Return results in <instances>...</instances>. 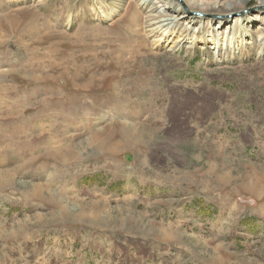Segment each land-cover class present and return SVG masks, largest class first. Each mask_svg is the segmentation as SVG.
<instances>
[{
	"label": "rangeland",
	"instance_id": "374dc122",
	"mask_svg": "<svg viewBox=\"0 0 264 264\" xmlns=\"http://www.w3.org/2000/svg\"><path fill=\"white\" fill-rule=\"evenodd\" d=\"M153 1L0 0V264H264V1Z\"/></svg>",
	"mask_w": 264,
	"mask_h": 264
},
{
	"label": "bare ground",
	"instance_id": "6f19581e",
	"mask_svg": "<svg viewBox=\"0 0 264 264\" xmlns=\"http://www.w3.org/2000/svg\"><path fill=\"white\" fill-rule=\"evenodd\" d=\"M140 1H141L142 5H147L148 1H150V0H140ZM225 1L228 2V0H225ZM261 1H264V0H261ZM135 3H133V5ZM151 3H152L151 7H150L151 12H149L147 16L150 19L148 21V22H150V28H149L150 33L152 36L156 37L155 43H157L158 45H161L164 42L165 43L168 42L169 46L171 47V48H169V50H171V51H174L178 48L180 49L181 48L180 44L184 40V33L187 31V27L183 28L181 26V24H182L181 18H178V16H174V15L166 13V11H165L166 7H170V6L163 4L164 2L162 3V1H160V0H155ZM181 3H183V8L185 7L187 9L191 10L192 12H194L193 10H199V7L194 5L191 0H181ZM229 3H231L230 7H235V6H237L238 1L237 0H229ZM142 5L140 6L139 4H137V8L139 7V9L141 10ZM183 8H181V9H183ZM231 10H232V8H231ZM198 14H201V13H198ZM188 16L189 15H186V17H188ZM135 18H137V16H135ZM247 18L248 17H245L244 21ZM177 31H181V32L178 34ZM174 33H177L178 35H174L176 38L173 37L170 40L171 36ZM147 41L148 40L146 37L140 36L138 43L136 44L135 48L132 51L133 52V54H132L133 55L132 56L133 57V59H132L133 65L138 66V68H140V69H142V68H144V66H146L144 63V60H143V56H145L143 49L146 46ZM127 53H129V52H127ZM177 55H175V53H173V56H177ZM170 65L172 67L173 64H170ZM150 68H153V66H150ZM154 74H155V72H154ZM157 80H155V81H157Z\"/></svg>",
	"mask_w": 264,
	"mask_h": 264
}]
</instances>
